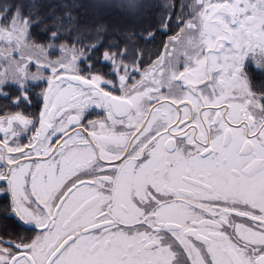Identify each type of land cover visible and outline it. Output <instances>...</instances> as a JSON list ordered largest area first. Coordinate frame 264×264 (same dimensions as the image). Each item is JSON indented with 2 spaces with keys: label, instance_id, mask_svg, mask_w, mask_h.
<instances>
[{
  "label": "snow or ice",
  "instance_id": "obj_1",
  "mask_svg": "<svg viewBox=\"0 0 264 264\" xmlns=\"http://www.w3.org/2000/svg\"><path fill=\"white\" fill-rule=\"evenodd\" d=\"M0 264H264V0H0Z\"/></svg>",
  "mask_w": 264,
  "mask_h": 264
}]
</instances>
